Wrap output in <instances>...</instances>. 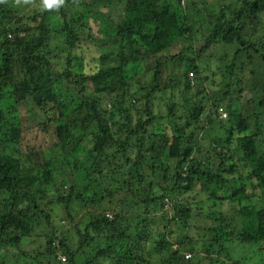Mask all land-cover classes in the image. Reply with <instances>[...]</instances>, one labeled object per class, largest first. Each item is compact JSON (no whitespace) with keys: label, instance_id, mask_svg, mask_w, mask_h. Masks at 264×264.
I'll list each match as a JSON object with an SVG mask.
<instances>
[{"label":"trees","instance_id":"16d2710c","mask_svg":"<svg viewBox=\"0 0 264 264\" xmlns=\"http://www.w3.org/2000/svg\"><path fill=\"white\" fill-rule=\"evenodd\" d=\"M185 1L189 7L198 3ZM179 2L75 0L69 5L64 0L58 9L43 11L27 23L18 17V0H0V105L9 94L13 101L11 112L20 106H30L39 118L37 128L45 135L52 130L57 140L46 160V151L24 146L19 121H7L0 109V251L18 249L23 238L46 223L53 230L39 253L38 264H191L188 258H192L197 239L188 233L179 238L175 243L177 248L173 249L174 243L168 237L172 226L181 232L195 227L194 215L183 198L195 193V184L213 209L219 208L204 216L209 227L196 229L197 237L205 236L200 241L204 243L201 250L206 253L207 264H222L220 258L228 244L246 246L244 250L264 245V85L257 94L256 82L251 80L247 90L252 92V98L245 102L230 97L232 94L241 97L244 92L246 84L238 74L245 67L254 68L250 74L254 78L259 75L264 81V27L260 32L256 28L261 24L257 14L264 13V0H238L239 8L234 5L220 10V13L231 10L233 20L222 21L221 17L210 15L202 26V36L206 38L200 47L193 45L198 39L181 15ZM96 5L109 12L117 11L120 19L113 21L108 16L103 37L98 38L102 56L97 72L79 73L71 60L57 72L44 54L55 28L51 18L63 23L65 42L74 52L81 42L79 35L88 31L87 17ZM88 38L94 40L90 34ZM182 42H187L188 47L180 53L158 57ZM161 44L162 50L157 52ZM105 49L108 53L103 55ZM139 56L146 72L155 69V81L159 80L160 68L166 62L179 63V67H184L181 85L184 92L201 95L203 101L211 102L208 110L213 117H218L220 108L226 110L228 121H219L226 134L208 143L206 156L202 155L198 137L213 124L210 117L205 127L192 128L188 120L179 121L172 104L167 106L166 116L154 113L155 87L137 100H134L137 93H129L131 85L123 69L133 65ZM212 57L220 84L224 85L221 95L214 98L200 88L204 81L208 82V75L204 74L209 67L205 65H209ZM103 59L113 64H102ZM63 82L79 87L90 82L95 85L92 95L88 92L85 98L84 107L90 111L82 115L81 125L74 119L73 125L66 123L70 113L66 112L59 91ZM73 93L79 94L74 90ZM99 97L111 103L110 110H99ZM125 98L143 107L136 122L131 118L135 107L131 102L125 105ZM226 99L229 103L225 106ZM243 103L257 107L258 111L244 117ZM206 113L205 106L196 105L189 120L198 121ZM116 118L124 122L121 129ZM164 119L168 121L164 128L149 133L152 126ZM19 143L23 144L24 156L31 165L28 178L29 173L21 164L22 155L16 149ZM82 143L88 144L87 158L83 160L77 156ZM52 163L56 166L54 171L47 167ZM67 168L68 173H63ZM36 173L41 177L35 176ZM58 175H62V181ZM109 176L117 183L114 190L109 187L103 195L101 192L87 195L93 184L98 187L99 181H107ZM246 183L254 191L252 194L247 191ZM49 187L58 193L52 202L47 201ZM121 193L128 196L131 205L122 201L119 205L113 203ZM102 201L104 206L109 204L106 210L101 206ZM52 204L64 212V223L75 222L73 213L84 211L85 214L90 208H97V214L86 223L75 222L79 238L75 249L69 247L64 233L60 236L56 232ZM133 209L142 210L146 216H130ZM135 219H140L141 224L131 232L130 225ZM189 243L191 253L182 254L184 244ZM88 248L92 251L80 262L82 249ZM87 255L92 256L87 258ZM260 255L264 264V252ZM0 264H9L1 253ZM234 264L244 263L237 260Z\"/></svg>","mask_w":264,"mask_h":264},{"label":"rangeland","instance_id":"374dc122","mask_svg":"<svg viewBox=\"0 0 264 264\" xmlns=\"http://www.w3.org/2000/svg\"><path fill=\"white\" fill-rule=\"evenodd\" d=\"M69 5L73 4L75 0H65ZM181 15L185 17V22L191 26V30L193 31V36H195L198 40L193 45L195 47H200L205 40L206 36L203 37L204 28L202 27L204 23L207 22V19L210 18V15L213 17H221L222 21H226L230 18L231 10L227 9V11L224 13L222 11L225 10V6H236L239 8V4L237 3L238 0H194L195 2H198L194 7L188 6V2L185 0H179ZM241 1V0H240ZM41 0H18V17L23 18L26 22L28 19H30L32 16L41 15L43 11L46 10H52V9H42L41 8ZM220 10L221 13H220ZM106 9H104L101 5H96L95 8L92 10L90 15L87 17V23H88V31L85 33H82L79 35V38L81 39V42L79 44V47L76 49V51H72L66 44V33L64 32V25L62 22H57L55 19L51 18V24L55 26L54 31H52L51 34V41L48 45V48L45 50L44 54L47 58H49L52 62V64L56 67L57 72L62 71L61 68L67 67L68 60H71L74 63V70L82 73L87 72L88 74L96 73L99 68V61L101 54V43L99 42L98 38L103 37L104 28L107 24V18L109 16L110 19L113 21L120 20L117 11L109 12ZM104 13H107L106 16H104ZM259 19L261 20V24L256 27L260 28V30L264 27V13L257 14ZM181 16V18H182ZM182 20V19H181ZM214 21V20H213ZM28 23V22H27ZM263 24V25H262ZM262 25V27H261ZM91 35L94 40H90L88 38V35ZM203 40V41H202ZM162 45H158L157 52L162 50ZM188 47V43H178L177 47L170 48L166 52H161V54L158 56L162 59V57H169L170 55L178 54L180 53L184 48ZM104 49V48H103ZM103 55H106L108 53V50L105 49ZM111 51V49H110ZM103 53V52H102ZM208 53V52H207ZM214 53V52H213ZM140 56L138 57V60L135 61L133 65H129L126 68L123 69V74L126 76V81L131 85L130 89H128L130 94H136L137 97L145 94L147 91H150L153 87L156 88V97L153 100V111L156 115H161L162 117L166 116L168 114V105H174V112L177 116V118L185 119V121H189L192 128L197 126H206V122L208 121V117L213 121L212 125H209V129H205L204 133H201L198 137L199 144L202 147V155L206 156V151L208 150V143L211 142L214 138H223L225 136V129L219 124V121H228L229 115L226 112V110L220 108L218 110L219 114L218 117H213L209 115L208 107L211 104V102L208 103V101H203L201 95L200 96H194L192 92L185 93L183 90V87L181 86L184 82L183 77V70L184 67H179V63H172V62H166L162 68H160V78L158 81L154 80V71L155 69H151L148 72H146L139 61ZM105 60H101V63L103 64ZM243 62L245 63L244 59ZM215 59L212 57L209 61V65H205V67H209L208 71L204 75H208V82L201 83L203 85L200 86V88H204L206 93L209 92L211 97H216L218 94L221 95L222 89L224 85L220 84V75L217 70V64L215 65ZM113 63L108 60L105 62V65H112ZM250 70H254V68L245 67L242 72H239V77L242 79L243 82H245L246 87L244 92H242V95L237 96V94H232L230 97L236 98L238 97V102H245L248 99H251V93L247 90V86L250 85L251 80L253 82H256V89H258V93L260 94L262 86L264 85L263 78L261 76L253 77V75L250 74ZM215 72V73H214ZM171 74L174 76L173 82L170 80ZM213 74H215L213 78ZM189 78L194 79V76L188 75ZM172 77V76H171ZM214 79V80H213ZM67 83V82H66ZM63 82L62 86L60 87V93L62 97L64 98V104L66 105V112L70 113L69 118L67 119L66 123L72 124L71 121H74L78 123L82 121V115H86L90 110L88 107H84L85 98H87V94L89 92V95H92L93 90L95 89V85H93L92 82L88 83L87 86H73L71 83ZM211 83L213 86H210ZM85 87V88H84ZM87 89V90H85ZM162 89L163 92L160 91ZM73 90L76 92H79L78 96H76L73 93ZM4 100L2 101L0 105V109L3 112L4 118L7 121H19L20 127H21V134L23 139L24 146L29 145L33 146L35 149H42L46 151L45 159L48 160L49 157L52 154L51 146H54L56 143V138L54 137V133L51 130L50 132H47V134H43L38 128L36 124V120L39 119L33 112L32 108L30 106L24 107L20 106L18 107V110L15 112H11L10 108L13 105V101L10 98L9 94L4 96ZM229 98V97H228ZM131 99L125 98L124 104L129 105V102L133 104L134 111L132 112V120L133 122L137 121V118L140 116V111H142L143 107L141 104H139L137 101L136 103H133ZM99 110H110L111 103L109 101L103 100L101 97H99ZM229 103V99H226L224 101L225 106ZM196 105H203L206 107L207 113L203 115L198 121H190V114L191 109H193ZM80 107V108H79ZM243 109V115L244 117H247L254 112L258 111L257 107H249L247 104H242ZM256 109V110H255ZM139 112V113H138ZM193 113V110H192ZM146 116L145 113H143V121H145ZM41 120V118H40ZM117 121V127L121 129V127L124 125V122L119 121L116 118ZM111 122V121H110ZM110 122L108 123V126L110 127ZM168 121L167 119L161 120L160 123L155 124L152 126V129H149V133L153 132L156 129L164 128V124H166ZM64 123V122H63ZM134 125V124H133ZM131 125L130 127L132 128ZM253 130H255V127H253ZM82 131V130H80ZM77 130H75L76 135ZM83 132V131H82ZM158 132V131H157ZM84 133V132H83ZM236 138V136L234 137ZM20 145V143H19ZM16 145L17 152L21 153V164L22 167L25 169L27 173L31 169L30 162L28 161V158L25 154L24 146L22 145ZM19 146V147H18ZM13 146H10L12 148ZM88 144H81L78 148L79 153L77 154L78 158L81 160L87 158V152ZM11 151H14V148L11 149ZM40 160L43 159L42 156L39 157ZM73 158H71L72 160ZM89 163V162H87ZM50 170L54 171L56 166L54 163L47 166ZM64 170V168H62ZM62 170V171H63ZM69 169L65 170L63 173H68ZM62 173V174H63ZM108 174V173H107ZM35 176L41 177L39 174H34ZM109 175V174H108ZM242 175H246V172H242ZM27 178L30 176L29 174H26ZM111 176V175H110ZM109 176L107 181L100 180L99 177H96L97 181H99L98 187H96V184H93L90 189L89 193L87 195L91 196L93 192H101V194H105V191L109 188L111 190L113 189V186H116L117 183ZM58 178L62 181L63 177L62 175H58ZM64 183V182H63ZM137 188V187H135ZM53 188L49 187L47 193V201L52 202L56 198L57 194L56 192H53ZM195 193L185 195L183 198H185L184 204L188 205L192 211V214L194 215L195 220V227H190L189 231H183L181 232L180 229H178L176 226L170 227L171 235L169 234V240L174 243L173 249L177 248V245L175 244L179 238H182L184 235L187 236L188 233L190 235L194 236L197 239V243H195L194 251L191 253L189 250L191 248V243L184 244V247L181 249L182 254H192V258H188L190 263L193 264H207L209 261H207L206 253H204L201 249L204 247L203 242H201V239L205 240V236L201 235L199 237L196 236V229L201 230L202 228L209 227V221L204 216L208 212L211 211H218L219 208L216 207L213 209V205L209 202H207V197L200 194L197 190L199 189L198 185L195 184L193 188ZM246 189L249 192V194H252L254 191H252L250 185L246 183ZM134 190V189H133ZM137 192V191H136ZM128 196L126 194L121 193L120 195L116 196L113 199V203L116 205H119V202H125L128 204H132L128 201ZM257 201V200H255ZM105 201H102L101 206H104ZM51 205V208L54 212V216L52 217L53 225L56 232L60 234V236L64 233V237L68 241V245L71 249H75L77 247V244L79 243V238L77 234V229L75 228V222H78L79 220L84 221L83 223H86L89 221L94 215L97 214V208H90L86 216H84V211H80L77 215L73 213L75 217V222H65L62 221V216L64 212L58 208ZM109 204H106L104 206V210H106V206ZM130 211V210H129ZM130 216L135 217H145L146 214L142 210H136L133 209ZM198 215L200 216L199 222L197 221ZM128 224H130L128 222ZM141 224L140 219H135L132 222V225H130V230L133 232V228L137 227V225ZM59 227V228H58ZM139 227V226H138ZM53 230V227L50 225H47L46 223H43L39 228H36L34 232L21 240V243H19V248L13 249L7 248L4 251H0L3 259L9 263V264H38L37 262L40 260L39 253L42 251L43 247L46 245V239L47 236L51 233ZM163 233L164 231L161 229L160 231ZM202 232V231H201ZM183 234V235H180ZM58 236V237H60ZM99 245V243H96ZM238 244H228L227 249L225 250L224 254L221 255L220 261L222 264H234L238 260L241 263L244 264H263V261L261 260L262 256L260 253L262 251L264 252V245H254L253 247L248 248L247 250H244L243 246H237ZM92 248L88 249H82V261H84L86 258L84 255L91 252ZM154 250V257H157V251ZM79 255V254H78ZM92 255H87V258H89ZM159 256V255H158ZM81 257V256H80ZM79 257V258H80Z\"/></svg>","mask_w":264,"mask_h":264},{"label":"clouds","instance_id":"9594fccd","mask_svg":"<svg viewBox=\"0 0 264 264\" xmlns=\"http://www.w3.org/2000/svg\"><path fill=\"white\" fill-rule=\"evenodd\" d=\"M64 3V0H41L42 9H54L59 8Z\"/></svg>","mask_w":264,"mask_h":264},{"label":"built area","instance_id":"2783aa9c","mask_svg":"<svg viewBox=\"0 0 264 264\" xmlns=\"http://www.w3.org/2000/svg\"><path fill=\"white\" fill-rule=\"evenodd\" d=\"M192 76V74H190Z\"/></svg>","mask_w":264,"mask_h":264}]
</instances>
